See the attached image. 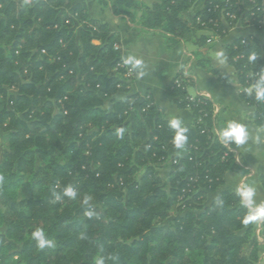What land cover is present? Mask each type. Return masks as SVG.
<instances>
[{
  "label": "trees",
  "instance_id": "1",
  "mask_svg": "<svg viewBox=\"0 0 264 264\" xmlns=\"http://www.w3.org/2000/svg\"><path fill=\"white\" fill-rule=\"evenodd\" d=\"M101 1L131 20L140 9L146 29L181 38L192 26L222 36L238 21L264 30V0ZM119 42L85 0H0V264H258L254 221L243 223L250 209L220 189L242 169L214 104L189 99L185 72L172 82L168 94L194 117L180 153L151 94L116 97L130 90ZM225 56L264 128L252 88L264 85V41L239 37ZM37 231L51 246L39 247Z\"/></svg>",
  "mask_w": 264,
  "mask_h": 264
},
{
  "label": "crops",
  "instance_id": "2",
  "mask_svg": "<svg viewBox=\"0 0 264 264\" xmlns=\"http://www.w3.org/2000/svg\"><path fill=\"white\" fill-rule=\"evenodd\" d=\"M84 1V0H82ZM89 14L103 23H108L118 35L121 45L122 61L127 58L139 60L140 66L133 67L130 90L117 94L123 98L131 93H149L169 121L179 118L186 130L194 128L193 111L178 104L168 94V88L175 77L183 71L191 79L189 92H202L214 104V122L216 131L226 127L228 122L243 124L248 139L243 145L232 141H222L233 149L241 171H228L220 189L237 191L245 186L255 189L254 208L264 203V128L256 125L252 119L255 108L247 104L240 96L242 85L237 81L236 69L225 56L226 47L239 37L255 36L264 41V30H257L253 25L238 23L229 28L224 35H214V41L208 42L212 32L192 26L190 34L184 38L171 36L160 29L148 30L143 26L138 9L136 20L114 14L112 7L101 0H85ZM144 6L155 0H139ZM110 101L105 104L110 107ZM180 153L184 149L179 150ZM163 167H170L165 164ZM219 189V190H220ZM213 194L211 198L216 197ZM210 198V199H211ZM256 235L260 242V261L264 264V220L254 221Z\"/></svg>",
  "mask_w": 264,
  "mask_h": 264
},
{
  "label": "clouds",
  "instance_id": "3",
  "mask_svg": "<svg viewBox=\"0 0 264 264\" xmlns=\"http://www.w3.org/2000/svg\"><path fill=\"white\" fill-rule=\"evenodd\" d=\"M124 63L132 64L133 67H137V68L141 64L139 60H135L132 58L125 59ZM261 79L264 80V76H262ZM252 88L255 89V98L258 101L264 100V85H260V84L253 85ZM169 126L170 128L176 130L174 146L177 149H182L187 139L186 136L184 135L186 129L182 127V121L179 118H173L169 121ZM117 135L122 138L123 130L122 129L117 130ZM220 137L223 140L232 141L236 145H243L248 139V133L246 127L243 124L231 121L227 123L226 127H223L221 129ZM237 191H238V195L242 198L243 205L250 209V212L244 217L243 223L248 224L249 222L252 221L264 220V203L256 205L254 208L252 207L253 197L255 195V189L245 186L244 188L238 189ZM64 195L71 198H75L76 192L72 187H67L64 189ZM57 199H60V197H57ZM84 203L85 204L88 203L87 197L85 198ZM216 204L220 206L223 204V201L218 199L216 201ZM88 214L91 215L92 213H88ZM33 235H34V239L38 241L39 247L44 248L45 246H51V242L44 238V235L41 231H37Z\"/></svg>",
  "mask_w": 264,
  "mask_h": 264
},
{
  "label": "built area",
  "instance_id": "4",
  "mask_svg": "<svg viewBox=\"0 0 264 264\" xmlns=\"http://www.w3.org/2000/svg\"><path fill=\"white\" fill-rule=\"evenodd\" d=\"M252 1H256V0H252ZM235 18H236V16H233V19H234V20H235ZM198 22H201L202 24H205V23L202 22L201 18H198ZM238 22H240V21H238ZM238 22H236L235 24H237ZM263 22H264V21H263ZM235 24H233V23H232V24H231V23H228L227 25L231 27V26H233V25H235ZM213 41H214V34L211 33L210 37L208 38V42H209V43H212ZM116 49H121V45H120V44L116 45ZM119 66H121V67H126V68H127L126 71H125V73H124V76H125L126 79H128L129 82H131L132 77H133V75H134V73H133V69H132L131 67H128V66H127L122 60H121V62H119ZM173 83H177L178 85H182V84H183V81H182L181 78H179V77H175ZM129 84H130V83H129ZM129 88H130V85H129ZM201 98H207V97H206L205 94L202 93V92H196L195 94H191V93H190V95H189V99H190L191 101H195L196 99H199V100H200ZM225 145H226V147H227L230 151L233 152V149L230 148L229 145H227V144H225Z\"/></svg>",
  "mask_w": 264,
  "mask_h": 264
},
{
  "label": "rangeland",
  "instance_id": "5",
  "mask_svg": "<svg viewBox=\"0 0 264 264\" xmlns=\"http://www.w3.org/2000/svg\"><path fill=\"white\" fill-rule=\"evenodd\" d=\"M239 23V22H238ZM237 23V24H238ZM241 23V22H240ZM237 24H235V25H237ZM234 26V25H233ZM232 27V26H231ZM264 37V36H263ZM131 85V84H130ZM222 140V139H221ZM223 142V141H222ZM224 143V142H223ZM224 145H225V143H224ZM226 146V145H225ZM233 153H234V151H233ZM236 156V155H235ZM237 159V158H236ZM170 167H161L160 169H159V171H160V173H161V175L163 176V177H166L169 173H170ZM29 189H30V187H29V183H28V181H25L24 182V184H23V187L20 189V197H22L23 198V196H27V195H29Z\"/></svg>",
  "mask_w": 264,
  "mask_h": 264
}]
</instances>
